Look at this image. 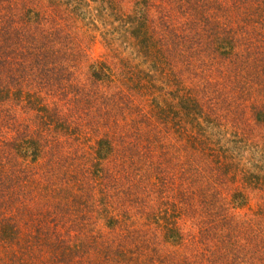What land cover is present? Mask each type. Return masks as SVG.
<instances>
[{
	"label": "rangeland",
	"instance_id": "rangeland-1",
	"mask_svg": "<svg viewBox=\"0 0 264 264\" xmlns=\"http://www.w3.org/2000/svg\"><path fill=\"white\" fill-rule=\"evenodd\" d=\"M0 17L35 37L0 38V264H264V0Z\"/></svg>",
	"mask_w": 264,
	"mask_h": 264
},
{
	"label": "trees",
	"instance_id": "trees-1",
	"mask_svg": "<svg viewBox=\"0 0 264 264\" xmlns=\"http://www.w3.org/2000/svg\"><path fill=\"white\" fill-rule=\"evenodd\" d=\"M4 23L5 22H3L2 21V18L0 17V25H1L0 26V38L1 39H3L4 37H6V35H9L11 32H13L14 38H16L18 42L21 41L20 39L22 37H24L25 39H33V40H35L34 35L33 36L32 35H29L26 32H24V34H22V32L20 30L19 31L18 30H14L12 28V27H14V25H13L12 22H8L6 24H4ZM10 28H11V30H10ZM14 41H15V39H14ZM9 43L16 44L15 42H9ZM9 49L11 50L10 51V55L12 53L16 52V48L9 47ZM4 50L5 49L3 48V45H0V53H1L2 56L5 55V53H7L6 50L5 51ZM22 55H23V57L25 56L24 53H22ZM0 63H1V61H0ZM4 63L5 62H3V64H0V67L3 66ZM97 73L99 74V72H97ZM22 76L25 77L24 75H22ZM16 82H18V86H20L23 83L22 80L20 79V76L18 78H16ZM16 91H17V89H16ZM10 93H11V91H10L9 86H6V85H4V86L1 85L0 86V105L2 103L1 101H3L5 97H7V98L9 97ZM15 94H16V92H15ZM1 116H2V113L0 112V118H1ZM22 137H23L22 135L21 136H14V140H17V142H19V143H17L14 140H12L11 142H9V145L12 147V149L16 150L20 155H27V154L30 153L33 156V159L36 161L39 158L40 153L42 151V148H41V145L42 144L41 143L38 144L37 142H34L33 140H27L26 142H21L19 140H22L23 141V139H26V138H24V137L22 138ZM23 143H26L27 144V145L25 144V149L24 150H23V145H22ZM99 145H100V151H101V146L102 147L104 145H107L108 146V142H101L100 141L99 142ZM107 146L105 147V152L104 153L101 152L102 153V155H101L102 158L106 157L107 156L106 153L108 151H110ZM28 148L30 149V152L28 151ZM2 194H3V192L1 191L0 192V196ZM175 232L176 231L174 230V227L171 228V229H168L167 237H168L169 241H171L172 244H176L177 243L176 242V236L175 235H176V233L178 234V232H176V233Z\"/></svg>",
	"mask_w": 264,
	"mask_h": 264
}]
</instances>
